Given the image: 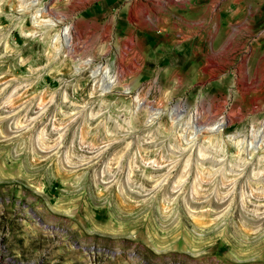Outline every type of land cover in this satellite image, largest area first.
<instances>
[{"label": "rangeland", "instance_id": "rangeland-1", "mask_svg": "<svg viewBox=\"0 0 264 264\" xmlns=\"http://www.w3.org/2000/svg\"><path fill=\"white\" fill-rule=\"evenodd\" d=\"M101 1L0 0V264H264V0Z\"/></svg>", "mask_w": 264, "mask_h": 264}, {"label": "crops", "instance_id": "crops-1", "mask_svg": "<svg viewBox=\"0 0 264 264\" xmlns=\"http://www.w3.org/2000/svg\"><path fill=\"white\" fill-rule=\"evenodd\" d=\"M159 3L158 0H150L147 2V4L149 5V9H150V12H143L142 14L146 16L145 18V22L147 23L146 25V28L150 31V32H153V28H154V24L155 26L157 25V22H158V18H155L153 17L154 15V12H153V8L157 6V4ZM115 4H116V0H102L101 3H99L95 8L94 10H97V12L99 11V7H101L105 12L107 11H111L113 7H115ZM134 1H128V0H121V2H119V5H120V13H121V10L123 11V9H125V12L126 10H128V14H129V19L130 21H132L133 19H137V17L135 18L134 17V12L133 10H131V8L134 6ZM94 7V6H93ZM87 12H90L91 11V8L92 6H87ZM127 17V16H126ZM155 18V20H154ZM263 21V20H262ZM140 22V21H138ZM264 24V23H263ZM233 26V24H232ZM251 27H254V25H248L247 28H251ZM149 31L141 34V38L142 40H146V39H151L155 36V34H148ZM238 29H236L233 34L231 35V39L232 41L235 40V38L237 37V39L239 38L238 35ZM156 33V32H154ZM249 34V32L247 33ZM253 37L251 36V39H247V41L251 40L250 43L248 44H252L251 42H254L253 46H249L250 48L248 49V53L250 55H256L258 57H261L262 60L264 59V26L262 28H259L257 30H254V32L252 33ZM132 37L133 36H129L128 37V41H132ZM136 38H138V36H136ZM127 43V42H126ZM235 44V41L233 42ZM239 42L237 41V44ZM236 44V45H237ZM238 46V45H237ZM263 78H264V74L262 75ZM263 87H264V81H263Z\"/></svg>", "mask_w": 264, "mask_h": 264}, {"label": "bare ground", "instance_id": "bare-ground-1", "mask_svg": "<svg viewBox=\"0 0 264 264\" xmlns=\"http://www.w3.org/2000/svg\"><path fill=\"white\" fill-rule=\"evenodd\" d=\"M66 40H67V42H69V43H70V40H71V39H70V37H67V38H66ZM70 45H71V43H70ZM153 112H154V111H153ZM156 112H158V111H156V110H155V112H154V113H156Z\"/></svg>", "mask_w": 264, "mask_h": 264}]
</instances>
